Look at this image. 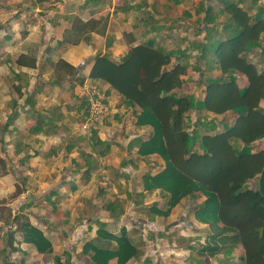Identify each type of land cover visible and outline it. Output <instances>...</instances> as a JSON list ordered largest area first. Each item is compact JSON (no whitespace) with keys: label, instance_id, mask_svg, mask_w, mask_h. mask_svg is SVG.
Segmentation results:
<instances>
[{"label":"trees","instance_id":"obj_1","mask_svg":"<svg viewBox=\"0 0 264 264\" xmlns=\"http://www.w3.org/2000/svg\"><path fill=\"white\" fill-rule=\"evenodd\" d=\"M189 1L158 4L140 0L123 5L122 11L136 12L138 23L134 27L138 33L125 32L130 48L119 60L108 53L97 54L90 77L110 83L126 106H138L139 125L154 127L140 151L161 154L166 167L150 176L148 186L161 187L171 194L167 208L154 211L167 216L183 197L201 192L206 200L196 209V218L210 224L212 233L199 254L213 258L224 253L228 259L238 250L239 264H264V149H252L257 140L264 139V5L261 0H199L193 4L196 16L188 8L177 14V8ZM104 3L84 0L83 7L92 6L88 18L70 16L72 26L65 29L59 43L78 45L90 42L94 34L105 36L109 16H94V7ZM119 9L116 6L115 11ZM190 18L195 20L190 22ZM180 19L187 23L183 26L186 30L194 28L193 37L176 40ZM166 42L173 43V48ZM48 51L50 45L42 58L37 50L24 52L16 65L43 67ZM47 59L52 61L49 56ZM57 66L68 75L77 70L63 59ZM190 70L199 73L197 84L205 85L204 98L184 91L191 80ZM239 78L244 80L242 85ZM15 86L21 98L25 85L18 82ZM195 110L200 115L192 121ZM210 112L224 119H209ZM228 112L233 115V124L225 120ZM7 165L0 155L2 174L8 173ZM22 192L18 187L13 197ZM7 210L6 217L0 214V220L3 218L6 226L17 224L8 235V244L14 250L19 249L14 245V232L18 230L23 241L34 244L39 252H53V242L42 227L20 214L13 216L11 208ZM107 235L118 242V248H95L93 264H109L113 258H118V264H126L141 255L125 230L120 236ZM91 249L89 245L84 247V253ZM3 253L0 247V257ZM66 254L71 264L72 255ZM54 260L63 264L61 255H55Z\"/></svg>","mask_w":264,"mask_h":264},{"label":"crops","instance_id":"obj_2","mask_svg":"<svg viewBox=\"0 0 264 264\" xmlns=\"http://www.w3.org/2000/svg\"><path fill=\"white\" fill-rule=\"evenodd\" d=\"M189 9L196 16L195 10ZM95 36L97 39L91 43L83 42L61 49L59 57L54 55L50 62L49 59L46 61L45 56L43 67H22L28 73L35 69H42L43 73L38 72V76H31L28 83H23V101L20 98L13 100L6 136L21 137L19 133L24 129L23 138L36 140L39 147H34L29 141L16 140L15 145L9 141L8 148L12 145L16 153L10 155L7 148L2 156L13 160V157L25 151L18 160L22 167L30 171L35 170L36 158L44 161L42 165L45 169L56 164L53 168L55 171H51L49 177L39 174L40 178H36L38 183L47 187H42L46 189L41 194L43 201L53 204L58 214L55 223L47 221V216L38 217L43 226L39 225L53 242L55 255L69 252L73 256L72 262L76 263L82 258L87 259L86 264H93L95 248H118V242L110 239L107 233L120 236L123 230L138 245L143 259L150 257L154 249L157 257L155 264L174 255L167 246L171 247L169 241H176L177 237L195 236L200 240V250L212 233L210 224L202 223L195 214L206 196L196 192L195 195L183 197L167 216L154 211L155 208L166 209L171 198V194L163 188L148 186L150 176L163 171L166 160L157 152L140 151L142 143L149 141L154 132L152 125L137 123L141 109L126 106L110 83L90 77L94 59L100 53V35ZM123 49L122 55L114 56L116 60L128 51L126 42ZM59 59L77 68L73 75L60 70L61 67L57 66ZM88 82L98 84L104 92L107 112L97 127L86 133L81 125L86 113L85 86ZM197 96L204 98L205 93ZM261 104L264 106V100ZM199 115L198 110L193 111L192 121L197 120ZM226 115L225 120L233 124L235 120L231 112ZM219 117L209 113V119L217 122L224 119L223 116ZM0 140H6L4 132ZM252 149L263 150L264 139L257 140ZM40 169L38 165L36 171L44 173L41 171L45 169ZM28 173L34 176L35 172ZM22 179L18 187L25 193L31 186L27 176ZM34 195L26 201L28 203L25 202L24 209L31 204L30 208L45 205L37 202ZM58 202L62 207L57 205ZM14 233V245L19 248L21 256H37L36 261L45 264L43 259L46 253L39 252L34 244L24 242L21 232ZM26 245L30 250L26 249ZM88 245L93 249L84 253V247ZM59 249L62 251L57 252ZM140 256L131 258L126 264L137 263ZM22 260L26 261L24 257ZM109 264H118V258L111 259Z\"/></svg>","mask_w":264,"mask_h":264},{"label":"rangeland","instance_id":"obj_3","mask_svg":"<svg viewBox=\"0 0 264 264\" xmlns=\"http://www.w3.org/2000/svg\"><path fill=\"white\" fill-rule=\"evenodd\" d=\"M140 0H105V3L101 6L94 7L96 17H105L109 16L107 34L105 36L100 35V53H108L112 58L114 56H120L123 53V48L125 47V32L136 31L138 33V29L134 26L137 24L136 12L131 11H122V6L126 3L136 4ZM151 2H155L158 4H164L167 0H150ZM198 0H191L190 2L181 4L178 8L177 14H181L184 8L189 7L193 10V4H197ZM84 0H0V139L1 134L4 132V136L6 140H0V155H4L7 152L8 144L13 142L15 145L17 141H29L32 142L34 147H39L36 140H27L24 139V129H21L22 132L19 133L21 137H12L6 136V124L8 122L9 116L11 115V104L13 100L19 99V91L16 88V84L18 82L27 83L30 81L31 76H38V72H42V69L32 70L31 73L28 71H24V68L18 67L16 65V60L20 54L37 50V55L39 58H42V54L46 47L50 45L51 51H48L43 56L45 60V56H49L50 59H53L54 55L59 57V51L62 49H66L71 45H61L59 42L63 39L64 31L66 28L72 26V23L69 20V17L74 15L76 17L88 18V12L92 8V6L83 7ZM261 4L264 5V0H261ZM116 6H119V11H115ZM181 20V19H180ZM195 19L190 18V22H193ZM183 20L180 21L179 28L176 30L178 37L176 40L181 39L183 36L193 37V29L186 30L183 26L187 23L183 24ZM197 26V25H195ZM149 36V35H147ZM203 36V34H202ZM97 37L92 35L89 40L91 43L96 40ZM111 39V44L108 45V42ZM82 41L81 43H83ZM176 43V42H175ZM167 47L173 48V43L166 42ZM130 48V46H129ZM258 57L260 53L256 54ZM115 59V58H114ZM191 80L189 79V83L185 84L184 91L195 93L196 95H203L205 85L203 83H198L197 80L199 78V73L190 70ZM40 80V79H39ZM243 79L239 78V83L243 84ZM21 99V98H20ZM21 101H23L21 99ZM218 119L220 118L219 115ZM23 133V134H22ZM23 138V139H22ZM12 139V140H10ZM32 145V146H33ZM8 150L10 151V155L15 154V147L12 145L9 146ZM25 151L21 152L19 155H14L13 160H7L8 173L10 174H2L0 172V210L3 209L0 214L3 217H6L8 214V208L12 209L13 216L15 214L22 215V218L30 219L35 224L39 223V216H47V221L50 223H55L58 219V214H56L55 207L53 204L48 203V201H43L42 193L45 192L47 187H44L45 184H40L36 180V178H40L39 174H42L44 177H49L51 171L56 166H50L48 169L46 167L43 168L42 163L44 161H39L38 158L34 159L36 167L41 166L42 170L40 173L38 170H26L25 167H22V163L19 162V158L24 156ZM69 161V160H68ZM32 164V162H31ZM52 164V165H53ZM10 165V167H9ZM39 170V171H40ZM35 172L34 176L28 175ZM38 172V173H37ZM27 176L29 180V185L31 188L25 193H21L16 197H13V194L17 190L16 188L19 186L22 177ZM29 176V177H28ZM18 181V183H17ZM51 180H49V184ZM251 185H255V181L251 182ZM49 186V185H47ZM42 187H44L42 189ZM88 190L89 188L86 187ZM38 189V190H37ZM43 190V191H42ZM48 192V191H46ZM33 193H35V200L41 201L42 206H33L31 204L30 207L23 208L25 206V202L29 199L31 200ZM28 203V202H26ZM59 206L62 207L61 202H58ZM66 206V205H65ZM70 211L69 207L66 206ZM79 208V206H77ZM42 214V215H41ZM43 226V224H41ZM39 225L40 227H42ZM16 223L12 224L11 227L6 226L4 223V219L0 220V247L3 250V256L0 257V264H23L22 257L26 259L24 264H39L36 259L37 256H21L18 250L13 249V245L8 244V239H6L9 235L10 231H14ZM18 231V230H17ZM178 234V232H176ZM3 236L5 238H3ZM188 236V235H187ZM16 241V240H15ZM15 243V242H14ZM168 251L172 252V257L169 256L168 260L160 259L157 264H239V259L237 258L238 250L235 251V256H230L227 259V256L224 253L218 254L216 257L210 256H202L199 254L200 248V240L195 236L191 235L190 237H177L176 241H169ZM26 249L29 246L26 245ZM54 251V249H53ZM62 249H59L57 252H61ZM151 256L147 257V259H143L141 255L138 259V262L135 264H155L157 261L156 252L154 249L151 250ZM62 256L63 264H68L67 258L68 254L62 252L60 254ZM72 255V254H71ZM7 257V259L5 258ZM55 254L53 252L46 253L44 255L45 264H55L54 260ZM73 257V256H72ZM71 257V264L72 262ZM76 261V258H73ZM87 259L80 258L75 264H86Z\"/></svg>","mask_w":264,"mask_h":264},{"label":"built area","instance_id":"obj_4","mask_svg":"<svg viewBox=\"0 0 264 264\" xmlns=\"http://www.w3.org/2000/svg\"><path fill=\"white\" fill-rule=\"evenodd\" d=\"M85 87L86 114L81 127L88 133L97 127L98 122L106 114L107 104L105 94L98 84L88 82Z\"/></svg>","mask_w":264,"mask_h":264}]
</instances>
